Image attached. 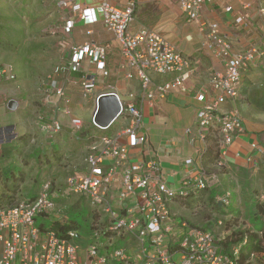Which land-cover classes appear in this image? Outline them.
I'll return each mask as SVG.
<instances>
[{
    "label": "crops",
    "instance_id": "obj_1",
    "mask_svg": "<svg viewBox=\"0 0 264 264\" xmlns=\"http://www.w3.org/2000/svg\"><path fill=\"white\" fill-rule=\"evenodd\" d=\"M62 1L0 0L1 33L8 35L7 31H11L20 39L26 36L25 44L27 41L33 44L31 47H24L25 53L14 52V56L20 61L19 64L11 59L12 50L6 51L0 47V69L12 63L13 65H10L16 75L14 79H8L6 75L0 74V145H15L14 150L18 154L17 158H10L9 155L10 161L4 157L6 155H0V167L16 163L25 170L26 183L28 180L38 183L37 176L34 177L32 172L29 177V172L35 169V172L39 173L37 175H40L41 165L37 163L39 157L45 159L50 152L65 151L67 159L65 158L62 164L54 165L50 172L43 170L44 179L39 184L40 186L45 179L53 181V196H56L58 206L54 212L55 216L57 212H65L71 205L63 201L64 194L59 189L67 185L69 174L89 173L86 157L90 152V142L93 141L94 135L105 132L112 136L121 135L117 137L118 142L128 146L131 160L159 161L169 186L174 190H181L183 181L197 175L201 169L199 145L192 142V138L197 134L196 114L199 108L214 100L212 79L215 71L224 65L223 59L209 47V29L202 30V23L219 24L221 32L232 42V55L239 54L257 43L264 47V35L260 37L257 33L261 29L260 17L263 15L259 14V7L263 0H215L205 5L197 20L192 22L187 20L179 0H138L131 30L149 26L160 31L192 61L182 86L172 88L164 98L156 95L153 103L146 106L143 131L149 133L150 140L144 145H132L130 138L124 133L131 125L130 116L117 118L105 130L93 125L96 99L100 94L115 92L124 103L138 104L142 94L141 82L135 67H123L122 44L102 20L94 23L91 26L93 33L87 35L86 27L79 19L78 13L74 12L71 6H64ZM77 1L85 6L97 2ZM244 4L248 7L244 8ZM229 6H233L231 11L227 9ZM239 14L245 16V22H236V16ZM71 19L75 20V27L72 32H66V23ZM8 26L10 29L6 30ZM88 40L109 42L111 46L105 70L85 64V68L96 78L93 93L85 96L83 85L78 86L83 83L82 73L64 71L57 76L65 87L69 103H66L65 97L62 99L54 94L48 97L47 79L45 80L47 75L54 72L56 66L67 61L74 44ZM128 73H131L132 77H129ZM151 76L156 85L176 77L175 74L162 75L155 72L151 73ZM239 92L238 98L228 100L218 109L221 114L238 111L245 126V131L236 133L233 143L226 148L227 153L223 158L224 170L220 178L224 187L236 183L239 190L246 185L259 186L264 190V156L256 161L247 160L252 153L253 142L264 146L261 139V134H264V57L252 62L243 72ZM201 95H205L204 100H200ZM10 100L17 102L15 109L9 107ZM66 104L70 107L71 115L63 112ZM22 113H27V117L22 118ZM53 114L59 117L63 127L57 133L48 134L42 126ZM71 116L82 119L84 125L81 131L71 128ZM20 142L24 144L21 145ZM1 149L0 147V151ZM34 155H37V159ZM23 158H29V163L23 164ZM110 163L112 159L106 160L103 168L106 169ZM120 179L121 173L116 175V183L120 184ZM241 180L248 182L243 184ZM33 186L30 182L29 188ZM38 190L36 188L26 195L24 192L27 190L23 185L21 195L30 196ZM116 193L117 190L114 195ZM208 228L212 229L211 226ZM226 234V231H221V237Z\"/></svg>",
    "mask_w": 264,
    "mask_h": 264
},
{
    "label": "built area",
    "instance_id": "obj_2",
    "mask_svg": "<svg viewBox=\"0 0 264 264\" xmlns=\"http://www.w3.org/2000/svg\"><path fill=\"white\" fill-rule=\"evenodd\" d=\"M96 1V4L86 6L77 0H63L62 3L78 13L87 35L93 33L91 26L102 20L106 28L120 40L123 67L136 68L142 94L138 104H126L114 92L120 104L118 118L124 115L131 117V125L124 133L132 145L147 144L150 136L147 131H143L146 106L153 103L156 95L164 98L172 88L182 86L192 61L160 31L149 26L131 30L138 0H126L125 3ZM213 1L179 0L189 22L197 20L205 5ZM243 7L247 8L248 5L244 4ZM227 9L231 11L233 6ZM259 14L264 15V2L259 7ZM236 22H245V16L237 15ZM74 27L75 20H68L65 31L72 32ZM201 28L209 29L208 45L223 59L224 65L215 71L212 79L214 100L197 111V134L192 142L199 145L202 159V153L208 145L207 128L219 124L223 137L218 165L223 166L226 148L233 143L236 133L245 131V126L238 111L221 114L219 106L238 98L243 72L252 62L264 57V47L254 44L232 55V42L221 32L217 22H203ZM110 47L109 42L99 43L95 40L74 44L67 61L58 65L49 76L48 97L51 94L62 99L65 97L66 103H69L65 87L57 76L64 71L82 73L85 96L93 93L96 78L85 68V64L105 70ZM153 72L175 74L176 77L156 85L151 76ZM0 74L6 75L8 79L16 77L10 64L1 68ZM128 76L132 77V74L128 73ZM107 94L102 93L97 97V107L101 98ZM204 99L205 95H201L200 100ZM63 112L71 115L69 105L64 106ZM92 123L102 130L108 128L97 123L95 113ZM83 125L81 118L71 116L70 126L73 130L80 131ZM42 127L48 134H54L62 129L63 124L53 114ZM119 136L104 135L98 139L93 136L95 140L86 157L89 173L67 177L69 192L78 195L82 205H89L102 215L90 233L89 244L81 248L72 242L80 237L77 228L61 236L56 230L49 229L43 220L38 222L40 217L49 218L58 207L56 196H53V181L45 180L34 198H22L13 205L0 206V264H235L232 255L220 245L223 237H218L210 228L189 225L183 221L178 226L172 211V201L177 193L182 198L187 197L190 189L204 188L219 182V174L208 176L201 165L197 175L183 181L181 190H174L165 180L159 161L131 160L129 148L118 142ZM251 148L252 153L247 157L249 162L264 156V146L260 143L253 142ZM111 159L112 163L104 169L103 163ZM119 173L120 184L116 183V175ZM185 186L188 187L186 191L183 190ZM114 188L117 190L116 195ZM229 197L230 192H227L222 200L228 204ZM56 214H63L59 221H66L63 211ZM105 219L108 220L107 224L103 223ZM219 224H222L221 220ZM181 232V241L174 243L175 236ZM238 253L239 247L236 246L232 254Z\"/></svg>",
    "mask_w": 264,
    "mask_h": 264
},
{
    "label": "trees",
    "instance_id": "obj_3",
    "mask_svg": "<svg viewBox=\"0 0 264 264\" xmlns=\"http://www.w3.org/2000/svg\"><path fill=\"white\" fill-rule=\"evenodd\" d=\"M25 10V9H24ZM28 13V12H27ZM2 26H0V29ZM10 29V26L6 28ZM8 35L1 33L0 31V47L7 50H12L19 54L25 53L26 48L31 47L33 44L30 41L24 42L25 37L22 39L18 38L16 33L7 31ZM25 35V34H24ZM26 47V48H24ZM27 53V52H26ZM26 56V54H25ZM19 60L16 61L19 64ZM57 67V66H56ZM55 67V68H56ZM51 75L53 72L50 73ZM47 82L49 77L46 78ZM45 79V80H46ZM221 126L219 124L210 125L207 128V149L202 153V166L208 176L212 174L223 173L224 166H219L221 161L222 151V135L220 134ZM81 131V130H80ZM108 136V133H101L100 135H94L95 139L101 136ZM112 136V135H111ZM95 139L92 138L94 141ZM91 140V141H92ZM92 141V142H93ZM90 142V145L91 143ZM68 157L65 151L58 150L53 153L47 154L45 159L42 156L39 158L38 165H41L40 175L36 178V181H42L44 179V171L47 169L50 172L54 165L62 164V161ZM67 159V158H66ZM32 160V159H31ZM29 158H23V164L29 163ZM27 181L25 170L18 164H9L4 167H0V206H10L15 204L18 200L22 199L21 190L24 183ZM35 188H38V184H34ZM238 185L234 183L229 187H224L220 178L219 182L208 185L204 188L190 189L187 197H180L177 193L173 198L172 204L177 202L181 207H186L190 210L200 209L202 207L207 208L215 212L213 216L216 221L214 230L218 237H221V231H226L227 234L221 239L220 245L222 249L231 254L235 264H264L260 259V255L264 254V193L259 186L246 185L245 188L239 190ZM248 186V187H247ZM54 189V188H53ZM64 198L63 201L69 202V208L65 211L66 221L53 220L48 226L49 229H54L61 236H66L68 231L74 228H78L79 224L74 219L73 215L79 206L81 201L74 193L69 192L67 185L64 188L59 189ZM39 191V190H38ZM37 191V193H38ZM230 192L229 203L226 204L222 197ZM37 193L30 195V198H34ZM263 197V198H262ZM250 206L253 208L251 216L258 217L255 222L251 221L250 213L248 210ZM173 211V208H172ZM68 214H70L68 216ZM102 215L95 208H90L89 219H91V231L96 227V223ZM176 217V215H175ZM183 222H187L189 225L204 227L203 224L199 225L190 219L181 216ZM246 218L251 223V228L238 229L239 220ZM201 220V219H200ZM199 220V221H200ZM222 224H219V221ZM209 223L211 221H204ZM218 221V222H217ZM104 224L108 223V220H104ZM42 226H44L42 224ZM217 228V229H216ZM109 233L106 234L108 236ZM239 247V253L237 255L232 254L234 247ZM256 257V261L252 260Z\"/></svg>",
    "mask_w": 264,
    "mask_h": 264
},
{
    "label": "rangeland",
    "instance_id": "obj_4",
    "mask_svg": "<svg viewBox=\"0 0 264 264\" xmlns=\"http://www.w3.org/2000/svg\"><path fill=\"white\" fill-rule=\"evenodd\" d=\"M256 3L257 2H255V5H256ZM0 10L2 11V5L0 6ZM255 17H257V16H255ZM260 18H261V26H260L261 29L257 33L261 37L262 35H264V15L262 17H260ZM14 55H15V53L13 51V53L10 55L11 59L14 60V61H17V59H16V57ZM10 64H12V63H10ZM50 75L51 74L49 73V75H47V77H49ZM254 77L255 76L253 75L252 78L254 79ZM81 85L82 84H79L78 86L80 87ZM68 89H69V87H68ZM20 116L22 118H26L27 117V113H22V115H20ZM86 127H87V125L84 126V128H86ZM261 139H263V142H264V134H261ZM19 144L23 145L24 143L20 142ZM14 146L15 145H12L10 143L9 144H5V145H0V147L2 148L1 151H0V155H2V154L6 155L4 157H6L9 161L11 160L10 158H12V157L17 158L18 154L15 152ZM9 155H11V156H9ZM8 156L10 158H8ZM34 158L37 159V155H34ZM32 172L34 174L33 175L34 177L35 176L38 177V175H37L38 172H35V169H33V170H31L29 172V177L32 176ZM69 175H71V174H69ZM241 181H242L243 184L248 182L247 180L246 181L241 180ZM30 182H31V184L32 183L33 184L36 183L34 180H30V181L28 180L27 183L26 182L24 183V188H25V190H27V191L24 192L26 195H28L30 192L32 193V191L37 188V187L35 188V186H33V188L32 187L29 188ZM40 183L41 182L39 181L37 184L39 185ZM39 187L40 186H38L37 189H39ZM237 187L239 188V186H237ZM187 189H188L187 186H185L183 188L184 191H186ZM263 193H264V190H263ZM21 197L22 198H29L30 196H21ZM172 206H173V212L176 215L175 221H176V224L178 226L182 223V217L181 216H184V217L190 219L191 221L195 222L196 224H199V225L203 224L205 228H208L209 226H211L212 229H214L215 225L217 226L216 221H214V219H213V216L215 215V212H213L211 210H208L207 208L202 207L200 209L190 210V209H188L186 207L185 208L181 207L180 204H178L177 202L173 203ZM65 211H66V209H65ZM89 211H90V206L85 204L83 206H79V208L76 211H73L74 214H72L74 219L79 224V227L77 229H78V231L80 233V237L76 238V239H73L72 242L74 244L80 246L81 248H85L89 244V242L91 240V234H90L91 233V219H89ZM252 212H253V208L250 206V208L248 210V213H250L249 215H250L251 221L255 222L258 219V217H255L253 215L251 216ZM69 215L70 214H68V216ZM53 216H54V214H52L51 217H49V218H41L40 217V218H38V222H41L43 220L46 225H49L51 223V221L53 220L52 219ZM62 217H63V214H56L54 216V219L60 220ZM200 219L201 220L203 219L205 222L206 221H211V222H210V224L209 223H204ZM238 226H239L238 229H246V228H251L252 227L251 223L249 222V220L246 219L245 217L239 220V225ZM182 234L183 233L181 232L180 234L175 236L174 243L181 241ZM132 250H133V248H132ZM260 259L262 260V262H264V254L260 255ZM252 260L256 261V257L253 258Z\"/></svg>",
    "mask_w": 264,
    "mask_h": 264
},
{
    "label": "water",
    "instance_id": "obj_5",
    "mask_svg": "<svg viewBox=\"0 0 264 264\" xmlns=\"http://www.w3.org/2000/svg\"><path fill=\"white\" fill-rule=\"evenodd\" d=\"M9 107L15 109L17 102L10 100ZM119 112L120 104L118 98L114 92H110L101 98L98 107H96V121L102 127H109L118 118Z\"/></svg>",
    "mask_w": 264,
    "mask_h": 264
},
{
    "label": "clouds",
    "instance_id": "obj_6",
    "mask_svg": "<svg viewBox=\"0 0 264 264\" xmlns=\"http://www.w3.org/2000/svg\"><path fill=\"white\" fill-rule=\"evenodd\" d=\"M45 180H51V179H45ZM45 180H44V181H45ZM44 181H43V182H44ZM43 182H42V183H43ZM40 186H41V185H40ZM39 189H40V188H39ZM29 198H30V197H29Z\"/></svg>",
    "mask_w": 264,
    "mask_h": 264
}]
</instances>
